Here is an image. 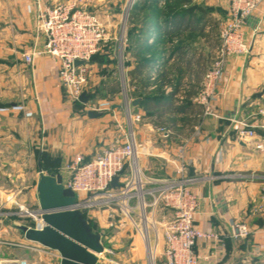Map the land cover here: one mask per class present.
<instances>
[{"label": "crops", "instance_id": "obj_1", "mask_svg": "<svg viewBox=\"0 0 264 264\" xmlns=\"http://www.w3.org/2000/svg\"><path fill=\"white\" fill-rule=\"evenodd\" d=\"M61 1L84 7L85 0H42L46 6ZM155 1L158 16L147 13L145 2L132 11L131 25L143 21L142 37L147 36L148 44L145 57L151 60L144 91L134 86L137 95L130 98H142L133 111L142 119L134 121L137 130L133 129L142 145L139 164L151 178H174L175 161L183 150L184 178L191 179V190L198 198L195 225L226 235L221 241H198L196 249L203 256L199 264H264V206L259 207L264 197V3L248 21L251 51L227 60L211 99L214 114L205 115L196 98L218 45V37H213L215 16L219 11L224 16L229 0H168L175 2L170 8L185 15L174 24L165 23L169 9L162 5L166 0ZM36 2L0 0V176L6 175L7 167L21 169L22 155H33L37 149L51 154L75 150L87 154V160L94 156H88L94 138L89 125L73 114L72 101L65 97L60 61L45 54L30 65L19 50V43L25 41L30 49L37 40ZM200 9L211 12L204 15ZM156 24L159 30L148 33V27ZM39 40L42 45L44 40ZM157 41L159 50L153 49ZM170 98L175 106L184 105V110H166ZM245 127L255 130L253 139L241 138ZM41 138L47 139V148L39 147ZM40 168L45 171L39 160ZM6 192L7 188H0V217L7 213L2 210L8 201ZM237 223L250 227L249 237H231Z\"/></svg>", "mask_w": 264, "mask_h": 264}, {"label": "built area", "instance_id": "obj_2", "mask_svg": "<svg viewBox=\"0 0 264 264\" xmlns=\"http://www.w3.org/2000/svg\"><path fill=\"white\" fill-rule=\"evenodd\" d=\"M263 1L229 0V17L220 35V44L216 48L212 67L205 76L203 88L196 98L204 106L205 115L214 114L211 99L227 60L247 55L251 51L252 42L246 37L245 26ZM34 31L37 40L23 54L24 61L33 65L41 55L56 57L60 61L59 79L62 86L71 100L79 101L81 94L87 91L89 62L101 43L108 39L100 17L75 1L45 6L41 0H37ZM41 38L44 41L39 45ZM76 60L86 63L76 66ZM153 79H156V75ZM129 115L133 121L142 120L130 111ZM157 130L166 131L164 128ZM240 136L253 139L256 132L245 127ZM256 147L263 149L262 144ZM141 152L142 145L137 141L134 130H131L124 140L104 148L91 159L87 160L84 154L77 153L65 165L68 180L65 182L63 179V184L76 193L77 206L87 220L85 213L95 206L109 212V215L118 212L138 230L142 225L141 231L147 245V264H199L203 256L196 249L198 241H221L226 235L204 231L195 225L198 198L191 190V179L184 178L186 162L183 150L175 161L176 177L170 179L147 176L138 161ZM116 177L118 181L113 186L112 181ZM262 201L261 208L264 206V197ZM18 207L20 211L16 214L34 219L35 226L29 227L41 229L44 226L38 210L31 211L20 204ZM250 234L251 229L245 223H237L231 229L234 239H244ZM35 244L50 250L39 243ZM0 264L27 262L14 257Z\"/></svg>", "mask_w": 264, "mask_h": 264}, {"label": "rangeland", "instance_id": "obj_3", "mask_svg": "<svg viewBox=\"0 0 264 264\" xmlns=\"http://www.w3.org/2000/svg\"><path fill=\"white\" fill-rule=\"evenodd\" d=\"M144 2L146 6L148 5L147 13L158 16L159 4L155 0H85L82 4L85 9L100 17L108 35V39L101 43L89 62L86 92L91 95V98L87 103L71 100L73 114L83 119L84 125H89L88 131L94 136L92 142L89 143L91 153L88 156L95 155L106 145L124 140L125 135L135 129L128 108L130 107V98L137 95V90H133L129 85L127 71L134 62L132 46L138 38L143 36L144 27L143 21L131 25L132 19L129 16L134 9H140L142 6L139 4ZM174 5L175 2L170 3L166 0L162 8L169 9ZM199 11L204 15L211 12L207 9ZM218 11L217 8L216 12ZM224 13L223 16L219 11L215 16L216 25L213 29V37H218L217 47L229 17V7L228 11ZM247 26L248 23L245 26L246 37ZM187 37H194V35L189 34ZM159 46V41H157L153 49L159 50L161 47ZM19 50H22L23 54L28 50L25 41L19 43ZM65 97L71 99L67 93H65ZM118 105H121V108H118ZM113 106L114 108H112ZM90 111L101 113V116L91 117L93 118L91 119ZM39 141L40 148L44 146L47 148V139L41 138ZM83 142L84 138L80 140V145ZM76 154L75 150L71 154L70 152L51 154L37 149L33 155H22L21 169L16 171L10 166L5 171L6 175L0 176L2 177L0 182H5V185L2 184L0 188H7L8 196L7 203H4L2 207V210H7V213L0 217V262L18 257L26 261L27 264L61 263V257L56 252L44 249L26 239L19 226H35V221L32 217H27L24 214L19 215L16 212L20 211L19 204L31 211L38 210L36 181L39 177V160L45 168L46 174H61L66 182L68 173L64 169L65 165L71 162ZM22 162L30 163L24 165ZM117 213L109 215V212H104V209L95 206L85 213L93 230L103 236L105 252L98 264H147V245L141 231L142 225L138 230L125 217Z\"/></svg>", "mask_w": 264, "mask_h": 264}, {"label": "water", "instance_id": "obj_4", "mask_svg": "<svg viewBox=\"0 0 264 264\" xmlns=\"http://www.w3.org/2000/svg\"><path fill=\"white\" fill-rule=\"evenodd\" d=\"M85 63L83 60L75 61L76 66ZM90 98V94L83 92L79 101L87 103ZM141 102V97L132 99L129 111L133 113ZM89 116L98 117L101 113L90 111ZM117 181L118 177L114 178L112 185L116 186ZM37 192L38 213L42 215L44 226L37 229L20 225L26 239L56 252L61 257L60 264H98L99 255L105 251L103 236L93 230L77 206L76 193L64 186L62 175L46 174L40 168Z\"/></svg>", "mask_w": 264, "mask_h": 264}, {"label": "trees", "instance_id": "obj_5", "mask_svg": "<svg viewBox=\"0 0 264 264\" xmlns=\"http://www.w3.org/2000/svg\"><path fill=\"white\" fill-rule=\"evenodd\" d=\"M186 0H184L185 2ZM185 15L182 16L181 12H175V8H169L168 14L165 18V23H175L176 18H182ZM131 19L134 17V15L129 16ZM151 30H159V24L152 25L148 27V33L151 32ZM147 36L146 37H140L137 39V41L132 46V55L135 57V63L132 69H130L127 72L128 79H129V85L131 87L134 86H140L141 90L144 91L145 86L147 85V82L149 81V68L151 67V60L147 59L145 57L146 51H148L147 47ZM173 98H170L169 105L166 107V110L171 111H183L184 105L181 107L175 106V101ZM150 100V98L148 99Z\"/></svg>", "mask_w": 264, "mask_h": 264}, {"label": "bare ground", "instance_id": "obj_6", "mask_svg": "<svg viewBox=\"0 0 264 264\" xmlns=\"http://www.w3.org/2000/svg\"><path fill=\"white\" fill-rule=\"evenodd\" d=\"M132 113V112H131Z\"/></svg>", "mask_w": 264, "mask_h": 264}]
</instances>
